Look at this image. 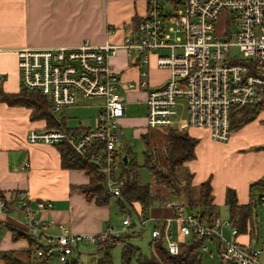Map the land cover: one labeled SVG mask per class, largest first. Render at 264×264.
<instances>
[{
    "label": "built area",
    "instance_id": "2783aa9c",
    "mask_svg": "<svg viewBox=\"0 0 264 264\" xmlns=\"http://www.w3.org/2000/svg\"><path fill=\"white\" fill-rule=\"evenodd\" d=\"M223 12L226 25L219 33L217 21ZM107 32H113V28ZM233 47L241 55L233 54ZM120 48L130 59L137 56L143 65L149 64L154 53L158 67L170 71L165 81L147 90L146 120L150 128L184 132L191 126L203 127L212 138L225 141L232 132L233 108L264 101V0H175L168 8L164 0H147L145 14L131 24L119 44L85 41L78 45L20 48L21 85L45 95L55 115L67 106L100 101L91 127L32 128L27 138L32 143L71 145L105 172L108 195L122 199L124 179L120 170L127 155L119 130L126 109L122 80L111 63ZM140 74L138 82L128 81L126 85L147 88L148 70ZM28 166L26 162L24 167ZM10 202L24 212L25 229L42 243L36 255H55L63 263L80 245L99 247L148 223L153 225V247L162 240L161 245L169 253L178 254L181 241L172 235L176 221L186 239L204 237L201 251L219 254L222 264H264V243H242L229 217L209 216L175 199L163 203L175 209L171 217L156 218L127 206L121 226L110 224L99 232L85 233L72 231L66 223L41 218L38 214L52 209V201L39 200L33 205L26 191H16L11 198L0 194V212H9ZM225 229L232 238L225 236Z\"/></svg>",
    "mask_w": 264,
    "mask_h": 264
},
{
    "label": "crops",
    "instance_id": "0c3cea01",
    "mask_svg": "<svg viewBox=\"0 0 264 264\" xmlns=\"http://www.w3.org/2000/svg\"><path fill=\"white\" fill-rule=\"evenodd\" d=\"M146 8L147 0H0V75L4 90L15 92L22 86L18 67L20 48L78 45L85 41L95 45L106 41L119 44L131 24L145 14ZM109 27L113 28V32H107ZM111 63L122 80L125 114L126 100L135 102L133 104L141 101L146 104L148 88L161 84L170 72L168 68L158 67L154 53L149 64L143 65L137 56L130 59L124 48H120L111 58ZM144 69L148 70L149 86L129 88L126 83L138 82ZM98 107L99 103L93 114L87 117V122L80 121L75 125L68 122L63 109L59 113L65 119L63 127L74 130L91 127ZM31 111L27 106L0 101V190L8 198L16 191H26L33 205L39 200L52 201L53 208L38 215L47 221L66 223L77 233L99 232L112 225L111 198L108 203L100 205L94 199L87 198L78 188V185L92 182L94 176L83 169L63 167L56 144L32 143L28 140L30 129L46 127L44 119L31 118ZM263 120L264 110L256 119L235 128L225 141L212 138L209 130L203 127L191 126L186 129L198 139V143L195 158L184 165L193 175L192 185L195 188L202 182L210 181L213 203L218 210L219 206L226 205L228 187L236 191L239 203H247L251 198V184L264 176ZM124 127L141 137L147 132L151 133L152 129H162L148 127L145 116L135 118L124 115L119 124L121 136ZM122 142L126 152H132L129 142ZM26 162L29 163L28 167H24ZM116 198V202L121 204L122 199ZM136 205V211L143 210ZM120 206L125 218L127 207L123 204ZM149 208L152 209L150 215L156 218L175 214L173 207L163 204H154ZM24 221L25 214L15 202L9 203V212H0V251H16L23 261H27L30 240L26 236L15 237L11 229L14 226L25 231ZM175 222L172 224L173 237L181 243L189 240L180 234L178 223L174 226ZM238 235H246L249 239H240L242 243H251L249 233ZM153 249L155 251V247ZM79 253L78 247L74 255ZM0 264L6 263L0 258Z\"/></svg>",
    "mask_w": 264,
    "mask_h": 264
},
{
    "label": "trees",
    "instance_id": "16d2710c",
    "mask_svg": "<svg viewBox=\"0 0 264 264\" xmlns=\"http://www.w3.org/2000/svg\"><path fill=\"white\" fill-rule=\"evenodd\" d=\"M0 79V101L9 105H23L32 109V119H44L45 128H65L64 117L57 118L52 111L49 99L38 90H31L21 86L18 91H5ZM264 110V101L254 105H241L231 111L232 131L241 125L254 120L260 112ZM264 122V120H263ZM68 129V128H67ZM74 130V129H70ZM163 135L165 142L163 149L158 152L152 143V135L147 132L142 135L146 148L144 150V166L154 176L155 184L163 185L168 193L161 187L156 189L150 183H143L139 180L140 164L133 152L127 151V162L122 163L120 176L124 179L122 186V201L127 206L138 210V204L143 210H147L156 203L163 204L168 200H173L175 193H185L187 205L194 209L214 216L219 214L217 206L213 203V194L210 181L202 182L197 188L192 185V173L185 170L184 173L178 172V167L186 161L195 158V147L198 139L188 131L179 132L173 129H164ZM57 147L61 154L62 166L65 168H78L85 170L94 176V180L87 184L78 185V188L89 199H94L97 204H106L111 195L105 191V172L100 166L90 161V159L71 147L68 143H59ZM264 148V144L262 145ZM251 198L247 203H239L236 191L230 187L226 192V205L229 210V218L237 227L240 233H252V213L254 207L264 202L261 195L264 194V176L258 178L251 184ZM0 194L4 195L0 190ZM180 195V194H179ZM15 237L26 236L30 240V248L27 251L28 260L23 261L18 253L13 250L0 251V258L6 264H49L50 257L36 255V249L42 246L37 238L33 237L27 230L22 231L11 226ZM127 233H138L132 230ZM127 236V237H128ZM126 237L120 235L119 239H111L97 247L98 256L95 264H114L111 249L114 244L124 241ZM205 238L194 236L181 243L182 250L178 254H171L161 245L162 240L155 244V254L152 257L139 254L138 264H202L205 252L201 251V246ZM153 244V241H151ZM137 248L130 241H125L121 250V263L130 264L133 256L137 253ZM35 254V256H34ZM69 264H89L81 261L79 255H73Z\"/></svg>",
    "mask_w": 264,
    "mask_h": 264
},
{
    "label": "rangeland",
    "instance_id": "374dc122",
    "mask_svg": "<svg viewBox=\"0 0 264 264\" xmlns=\"http://www.w3.org/2000/svg\"><path fill=\"white\" fill-rule=\"evenodd\" d=\"M175 0H164V4L167 5V8L170 7L171 3ZM178 1V0H176ZM226 25V14L223 12L221 13L218 21H217V32L222 33L224 30V27ZM233 31V28L231 29ZM233 54L235 55H241L238 51L237 47H233L232 49ZM148 92V91H147ZM146 93V92H145ZM147 95V93H146ZM100 101L99 100H93V101H85L82 102L79 105H73V106H67L65 107V112L63 115L66 117L69 123L71 124H79L80 121L87 122L88 118L93 114L95 107L98 105ZM127 102V112L124 114L125 116L129 117H135V118H141L143 116L146 117V104L145 102H137V104H133L135 102L126 100ZM78 106V107H74ZM60 119L62 118V115H57ZM88 117V118H87ZM95 119V118H94ZM122 120V118H121ZM120 120V124H121ZM77 126V125H76ZM75 127V126H74ZM164 129H158L154 130L152 129L150 134L152 135V143L154 145V148L160 152L163 149V145L165 142V138L163 135ZM121 139L123 141L129 142V146L132 149V152L135 154L138 164H140V174H139V180L143 183H150L154 188L161 187L165 190L166 193H168V190L163 185H157L155 184L154 176L152 173L144 166V150L146 148L145 141L141 136H135L133 131L128 128H123V133L121 136ZM186 170V166L183 164L182 166L178 167V172L184 173ZM177 195H174L175 199H178V201H186V195L185 193H179L181 196H178V192L175 193ZM112 210L111 220L112 225L115 227H119V224L124 216V211L120 205H124L127 207V204L125 202H120L121 204H118L117 198L111 196L110 200ZM135 212L136 210L131 207ZM152 208V207H151ZM147 208V214H152V209ZM219 215L221 218L225 219L229 217V210L226 205L219 206ZM252 233H251V244H257L262 245L264 243V202L261 204H258L253 209L252 213ZM177 223H174V226H176ZM152 228L153 225L151 223L146 224L142 229L138 230V233L131 234V236L127 233L130 232H123L122 236H125L126 238L124 241H119L116 244L113 245L111 249L112 258L114 261V264H122L121 263V250L124 245L125 241H130L132 245H134L137 248V253L133 256L132 261L130 264H138L137 258L139 257V254H143L144 256L152 257L155 254V251L153 249V246L151 244L152 240ZM128 236V237H127ZM225 236L228 238H232V234L228 229H225ZM119 239V237L117 238ZM238 239H246V235H238ZM97 248L91 247L88 245H80L79 250L81 253L76 254L75 256L79 255V259L85 263L89 264H95L98 252L95 251ZM93 252V253H92ZM49 264H64L61 262L57 256L52 255L48 261ZM202 264H222V260L219 256V254L213 255L212 252H205L202 258Z\"/></svg>",
    "mask_w": 264,
    "mask_h": 264
},
{
    "label": "water",
    "instance_id": "95a60500",
    "mask_svg": "<svg viewBox=\"0 0 264 264\" xmlns=\"http://www.w3.org/2000/svg\"><path fill=\"white\" fill-rule=\"evenodd\" d=\"M127 161H128L127 156L124 155V162H127ZM64 264H69V260H66V261L64 262Z\"/></svg>",
    "mask_w": 264,
    "mask_h": 264
}]
</instances>
